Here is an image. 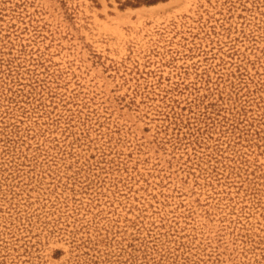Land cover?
Segmentation results:
<instances>
[{"label":"rangeland","instance_id":"rangeland-1","mask_svg":"<svg viewBox=\"0 0 264 264\" xmlns=\"http://www.w3.org/2000/svg\"><path fill=\"white\" fill-rule=\"evenodd\" d=\"M0 264H264V0H0Z\"/></svg>","mask_w":264,"mask_h":264},{"label":"trees","instance_id":"trees-1","mask_svg":"<svg viewBox=\"0 0 264 264\" xmlns=\"http://www.w3.org/2000/svg\"><path fill=\"white\" fill-rule=\"evenodd\" d=\"M157 1H162V0H127V3H129V4H133V3L151 4V3H155Z\"/></svg>","mask_w":264,"mask_h":264}]
</instances>
